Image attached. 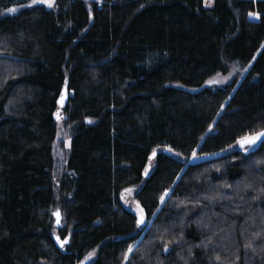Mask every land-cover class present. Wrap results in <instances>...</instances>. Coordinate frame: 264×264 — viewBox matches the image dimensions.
<instances>
[{"label": "trees", "instance_id": "16d2710c", "mask_svg": "<svg viewBox=\"0 0 264 264\" xmlns=\"http://www.w3.org/2000/svg\"><path fill=\"white\" fill-rule=\"evenodd\" d=\"M29 1L0 0V264H264V141L236 144L264 129V0L7 11ZM230 63L249 66L238 83L204 84ZM131 185L146 227L120 198Z\"/></svg>", "mask_w": 264, "mask_h": 264}, {"label": "rangeland", "instance_id": "374dc122", "mask_svg": "<svg viewBox=\"0 0 264 264\" xmlns=\"http://www.w3.org/2000/svg\"><path fill=\"white\" fill-rule=\"evenodd\" d=\"M55 1L56 0H53V4L55 3ZM212 1L213 0H206V3L211 4ZM37 4L47 5L46 3H33V0H30L25 5H17V6H13L11 8H15V9H17L16 11H18L23 6L24 7L25 6H33V5H37ZM248 69H249V66L243 67V66H240L238 63H230L227 71L216 72L215 74L210 76L205 81L204 84L210 88H217V87L223 86L225 84L238 83L239 80L243 77V75L247 72ZM211 80H217V81H219V83H211L210 84L209 81H211ZM63 113L64 112L61 113V116L57 121V136H56V139L54 142V157H55V172H54V174H55L56 182H58L59 178L66 172V163H67L66 160L68 157L69 148L71 146V136H72L73 128H74V124L71 121H69ZM208 131L209 132L213 131L212 125L210 126ZM137 188H138V186H136V185L127 186L122 190L121 195H120L122 203L126 207L134 209L135 211H137V204H139V202L137 201V199L135 197V193L137 191ZM126 189H132L133 191L131 193H129V192L125 191ZM59 196L60 195L57 194V197L51 206V211L53 212L54 219L56 220L55 212L59 210L60 227L62 229H65L67 227L66 217H65V213L67 212V208L62 203V201L59 199ZM149 224H150V222H148V225Z\"/></svg>", "mask_w": 264, "mask_h": 264}, {"label": "snow or ice", "instance_id": "6c2138e0", "mask_svg": "<svg viewBox=\"0 0 264 264\" xmlns=\"http://www.w3.org/2000/svg\"><path fill=\"white\" fill-rule=\"evenodd\" d=\"M33 3H46L48 5V7H52L53 6V0H33ZM17 9L15 8H9L7 11L12 13L15 12ZM250 16L252 15L251 13L249 14ZM258 18V17H257ZM209 83H219V81L217 80H211L209 81ZM58 118H60L58 116ZM91 122V121H89ZM260 141H264V129L258 131V132H254V133H250V134H246L244 136H241L239 139H237L236 144L239 145L240 149L243 150L245 153H247L254 145L257 144V142ZM168 151H172V149H168ZM156 155V151L153 150V156ZM177 155H179L177 153ZM193 158L195 157V153H193ZM151 159V157L149 158ZM146 176L148 175V169H145V173ZM126 192L131 193L133 190L132 189H126ZM168 196V191H165V193L160 197V202L163 203L165 201V197ZM137 212H138V220H137V226L142 225L145 221H144V209L142 207H140L139 204H137ZM58 215V213H57ZM59 222V221H58ZM57 242L60 244L61 247H63L65 244L68 243V240L65 239L63 241H61L59 239V237H57ZM168 249L165 248V251H167ZM129 252L132 251V247L130 246L128 249ZM94 255V253H89L88 257H86V259H90L92 256Z\"/></svg>", "mask_w": 264, "mask_h": 264}, {"label": "water", "instance_id": "95a60500", "mask_svg": "<svg viewBox=\"0 0 264 264\" xmlns=\"http://www.w3.org/2000/svg\"><path fill=\"white\" fill-rule=\"evenodd\" d=\"M67 99H68L67 92L64 91L63 94L61 95V97L58 100L59 101V105L60 106H64L66 104V102H67ZM166 152L169 153V151L167 149H166ZM57 213H58V215H57ZM55 217H56V221H55L56 225H60V220H59L60 213H59V210L55 212ZM144 221L145 222L141 225L142 227H146L147 226L145 219H144Z\"/></svg>", "mask_w": 264, "mask_h": 264}]
</instances>
